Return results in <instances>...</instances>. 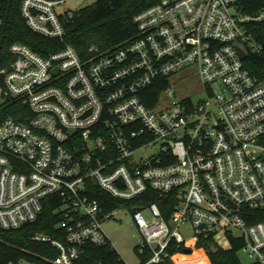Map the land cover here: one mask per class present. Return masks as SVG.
Masks as SVG:
<instances>
[{
  "label": "built area",
  "instance_id": "obj_1",
  "mask_svg": "<svg viewBox=\"0 0 264 264\" xmlns=\"http://www.w3.org/2000/svg\"><path fill=\"white\" fill-rule=\"evenodd\" d=\"M68 1L21 0L26 27L61 48L43 58L11 44L12 61L0 69V107L20 103L30 115L17 112L25 123L0 116V230L35 222L56 197L63 241L30 238L55 251L49 264H76L89 246L114 249L102 225L115 211L91 198L92 184L114 200H139L122 208L139 237L137 264H176L193 252L203 260L192 264H210V250L232 242L248 264H264V79L242 63L264 54L248 33L264 8L156 0L133 18V39L81 56L63 43L62 22L74 15ZM186 69L202 101L173 99L169 78ZM145 148L155 151L133 158ZM148 193L169 199L168 217ZM207 240L212 247L197 248Z\"/></svg>",
  "mask_w": 264,
  "mask_h": 264
},
{
  "label": "trees",
  "instance_id": "obj_2",
  "mask_svg": "<svg viewBox=\"0 0 264 264\" xmlns=\"http://www.w3.org/2000/svg\"><path fill=\"white\" fill-rule=\"evenodd\" d=\"M21 0H0V69L8 67L12 57L8 52L11 44L17 43L28 47L35 54L45 58L49 53L59 50L58 41L44 39L32 33L25 25L19 13ZM156 0H96L92 6L74 13L70 19L63 20V43L73 47L81 56L87 53L89 47H96L99 52L112 51L136 35L133 18L152 6ZM243 12L252 14L264 8V0H244L239 3ZM248 33L258 44L264 40V22L248 27ZM264 54L262 56L247 55L242 63L250 73L259 80L264 79ZM166 80L161 81V88L166 86ZM152 88H155L152 87ZM147 107L151 102L143 99ZM26 108L20 103L6 101L0 107V116L9 117L25 123L17 118V112ZM92 199L105 203V211L113 212L122 208L136 207L139 200L130 202L114 200L94 185L89 184ZM147 203H156L164 218L169 199L157 198L153 194H146ZM60 206L56 197L45 200L43 212L31 224L21 226L16 230H0V264H17L30 262L34 264H49L48 260L55 257V251L48 244L30 241L35 235H42L51 240L63 241L64 233L59 228L62 217L55 210ZM264 218V214L262 216ZM200 243L197 248H210L212 243ZM240 243L232 242L227 251L219 250L215 255H209L210 264H240L238 250ZM199 252L195 253V255ZM176 259V258H175ZM76 264H122L114 249L110 246L102 248L87 247L84 254ZM176 264H188L186 259H180Z\"/></svg>",
  "mask_w": 264,
  "mask_h": 264
},
{
  "label": "rangeland",
  "instance_id": "obj_3",
  "mask_svg": "<svg viewBox=\"0 0 264 264\" xmlns=\"http://www.w3.org/2000/svg\"><path fill=\"white\" fill-rule=\"evenodd\" d=\"M95 1L96 0H70L66 3V9L72 13H77L84 8L92 6ZM193 72L192 69H186L177 72L169 78V84L172 86L174 92V100L181 101L188 98L192 103H197L204 99L205 94L203 87L200 85ZM165 104H168V101L165 100ZM154 151L155 149L153 148H145L134 154L133 158L148 157ZM143 215H147L146 211H143ZM102 229L123 263L137 264V257L133 250L139 237L132 225L130 213L124 209L115 211L112 218L103 223ZM222 248L227 249L228 245L223 242ZM185 259L188 264L203 260L200 252L197 255L194 254ZM238 260L240 264H248L245 255L242 253L238 254ZM177 261H180V258H176L175 263Z\"/></svg>",
  "mask_w": 264,
  "mask_h": 264
},
{
  "label": "water",
  "instance_id": "obj_4",
  "mask_svg": "<svg viewBox=\"0 0 264 264\" xmlns=\"http://www.w3.org/2000/svg\"><path fill=\"white\" fill-rule=\"evenodd\" d=\"M261 46H262V49H263V51H264V40L262 41ZM238 55H239V57H240L241 59L244 58V54H243L241 51H239V50H238ZM1 97H2V95H1ZM217 252H218V251H217V249H215V248H212V249L210 250V254H212V255H215ZM186 253H188V251H186Z\"/></svg>",
  "mask_w": 264,
  "mask_h": 264
},
{
  "label": "bare ground",
  "instance_id": "obj_5",
  "mask_svg": "<svg viewBox=\"0 0 264 264\" xmlns=\"http://www.w3.org/2000/svg\"><path fill=\"white\" fill-rule=\"evenodd\" d=\"M195 253H197V252H193V254L192 255H194ZM191 255V256H192ZM175 258H178V257H175ZM175 258H174V261H175ZM184 258H186V257H184ZM184 258H180V259H184ZM203 258V257H202ZM187 263V262H186Z\"/></svg>",
  "mask_w": 264,
  "mask_h": 264
}]
</instances>
